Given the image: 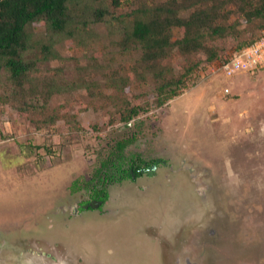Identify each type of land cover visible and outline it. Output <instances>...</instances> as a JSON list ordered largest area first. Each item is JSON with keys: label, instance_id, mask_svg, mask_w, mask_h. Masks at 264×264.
<instances>
[{"label": "rangeland", "instance_id": "obj_1", "mask_svg": "<svg viewBox=\"0 0 264 264\" xmlns=\"http://www.w3.org/2000/svg\"><path fill=\"white\" fill-rule=\"evenodd\" d=\"M71 1L74 32L33 24L28 78L19 86L0 74V264H34L31 255L54 243L97 264H264V68L226 77L205 50L176 47L144 61L128 41L137 11L174 21L194 0ZM215 3V24L230 27L206 37L207 49L228 57L264 33V0L202 8ZM260 4V18L239 15ZM183 32L170 27L171 41ZM44 47L57 58L46 60ZM159 70L164 79L183 74L180 95L161 107ZM133 106L143 110L125 124ZM118 141L127 142L120 155ZM115 158L124 168L153 162L155 174L110 180L102 213L84 211L86 183Z\"/></svg>", "mask_w": 264, "mask_h": 264}, {"label": "trees", "instance_id": "obj_2", "mask_svg": "<svg viewBox=\"0 0 264 264\" xmlns=\"http://www.w3.org/2000/svg\"><path fill=\"white\" fill-rule=\"evenodd\" d=\"M205 2H208V0L190 2L188 6H194L190 15L183 19L176 18L174 21L168 19L164 14L165 12L162 11L155 13L137 11V15L132 20L128 41L141 47L142 58L146 62L163 60L176 47L180 53L185 55L205 50L207 60L212 61L210 62L211 67L215 68L221 65L232 54L222 58L215 50L207 49L204 42L206 37L214 39L227 36L230 26L215 24L218 12L215 5L217 4L215 3L212 8H202ZM71 4V0H0V74L3 69H6L10 73V79L17 85H22L28 78L27 74L34 68V61L25 59L27 52L32 50L34 46L29 43L31 39L29 28L35 23L43 22L49 29L69 36L74 32L73 30L66 31L73 23L70 10ZM262 4L260 6L255 5L253 11H243V8L240 7L239 15L247 21L260 18ZM96 12L95 21H99L104 16V11L97 9ZM173 25L184 29L183 37L177 41H171L169 28ZM253 41L241 45L235 51L241 50ZM43 51L46 60L57 58V55L51 52L50 47H44ZM216 61L217 63L214 64ZM191 71L192 67H188L184 75L186 76ZM157 72L158 74L153 73L159 82L158 87H156V104L161 107L180 95L176 88L179 86L178 84L183 83V74L178 79H164L163 71L159 70ZM140 110L143 109L133 106L127 109L126 112H122L121 119L125 124H128L138 116ZM126 144V141H118L116 143V153L120 155ZM152 163L141 162L138 165L137 162L132 161L127 166L128 168H124L122 159L117 158L102 163L94 178L86 183L88 185L89 200L99 202L101 207L108 199L106 185L110 180L114 183H121L129 179L136 180L141 176L140 171L147 168L149 169L146 174L153 176L155 173L152 170V165H149ZM85 205L88 209L91 208L89 201Z\"/></svg>", "mask_w": 264, "mask_h": 264}, {"label": "built area", "instance_id": "obj_3", "mask_svg": "<svg viewBox=\"0 0 264 264\" xmlns=\"http://www.w3.org/2000/svg\"><path fill=\"white\" fill-rule=\"evenodd\" d=\"M264 68V34L241 50L234 51L230 58L213 71H219L226 77L236 74H251ZM228 93V89H225Z\"/></svg>", "mask_w": 264, "mask_h": 264}, {"label": "flooded vegetation", "instance_id": "obj_4", "mask_svg": "<svg viewBox=\"0 0 264 264\" xmlns=\"http://www.w3.org/2000/svg\"><path fill=\"white\" fill-rule=\"evenodd\" d=\"M108 198H109V194H108ZM92 203H97L98 206L94 207L91 205ZM104 204L100 207L99 202L94 200H89V205L91 206V208H96V210H98L97 212L100 213H102L103 211ZM81 206L84 211L89 210L86 205H81ZM56 246L57 243H54L52 246L44 244L41 247H39V249H41L42 251L39 254L31 255L37 257L36 261L38 262H34V264H97L96 260L94 262L83 260L81 257L75 255L77 253L74 250L70 251L71 253H69L67 251H62L61 249L57 250ZM43 247L48 249L44 250Z\"/></svg>", "mask_w": 264, "mask_h": 264}, {"label": "water", "instance_id": "obj_5", "mask_svg": "<svg viewBox=\"0 0 264 264\" xmlns=\"http://www.w3.org/2000/svg\"><path fill=\"white\" fill-rule=\"evenodd\" d=\"M153 169L155 168V166L152 167ZM149 168L145 169V171H147Z\"/></svg>", "mask_w": 264, "mask_h": 264}, {"label": "crops", "instance_id": "obj_6", "mask_svg": "<svg viewBox=\"0 0 264 264\" xmlns=\"http://www.w3.org/2000/svg\"><path fill=\"white\" fill-rule=\"evenodd\" d=\"M244 74V73H243Z\"/></svg>", "mask_w": 264, "mask_h": 264}]
</instances>
